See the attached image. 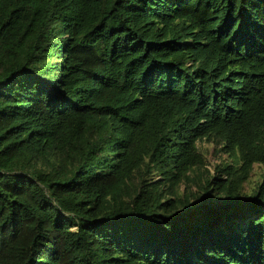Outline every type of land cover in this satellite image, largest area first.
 Instances as JSON below:
<instances>
[{"label":"trees","instance_id":"trees-1","mask_svg":"<svg viewBox=\"0 0 264 264\" xmlns=\"http://www.w3.org/2000/svg\"><path fill=\"white\" fill-rule=\"evenodd\" d=\"M255 165L264 0H0V264H264Z\"/></svg>","mask_w":264,"mask_h":264},{"label":"rangeland","instance_id":"rangeland-1","mask_svg":"<svg viewBox=\"0 0 264 264\" xmlns=\"http://www.w3.org/2000/svg\"><path fill=\"white\" fill-rule=\"evenodd\" d=\"M201 153L205 158L206 170L214 173L216 168L231 163V157L228 153L222 151V147L218 143L202 142L199 144ZM264 173V167L255 165L251 173V178L245 183V191L251 193L256 184L261 181V176Z\"/></svg>","mask_w":264,"mask_h":264}]
</instances>
